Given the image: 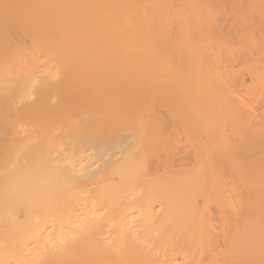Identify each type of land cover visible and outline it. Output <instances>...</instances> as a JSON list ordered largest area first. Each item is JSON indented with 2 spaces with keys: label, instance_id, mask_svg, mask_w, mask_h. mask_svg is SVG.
<instances>
[{
  "label": "bare ground",
  "instance_id": "bare-ground-1",
  "mask_svg": "<svg viewBox=\"0 0 264 264\" xmlns=\"http://www.w3.org/2000/svg\"><path fill=\"white\" fill-rule=\"evenodd\" d=\"M0 264H264V0H0Z\"/></svg>",
  "mask_w": 264,
  "mask_h": 264
}]
</instances>
